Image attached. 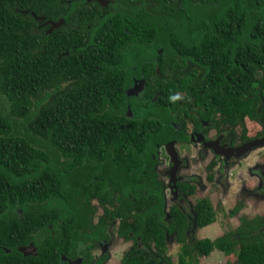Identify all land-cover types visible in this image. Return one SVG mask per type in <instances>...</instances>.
Instances as JSON below:
<instances>
[{
	"label": "trees",
	"instance_id": "16d2710c",
	"mask_svg": "<svg viewBox=\"0 0 264 264\" xmlns=\"http://www.w3.org/2000/svg\"><path fill=\"white\" fill-rule=\"evenodd\" d=\"M62 1L0 0V264H49L53 252L77 241L87 250H69V257L103 264L104 254L88 250L114 219L120 235L142 241L121 264H171L165 231L181 243L180 264H200L194 250L264 263V233L250 230L257 218L241 216L234 229L189 245L186 217L163 219L161 189L153 204V165L136 166L158 147L187 139L168 123L180 106H198L191 108L198 118L214 112L213 126L264 117V0H111L106 7L76 0L68 11ZM33 13L69 25L46 33ZM134 77L142 88L148 82L140 95L127 90ZM21 177L35 185L16 193L8 182L19 187ZM120 183L111 207L108 199L102 208L86 207L83 200L98 201ZM181 187L195 192L193 183ZM194 212L199 226L214 221L207 197L196 199ZM55 213L61 243L54 235L60 227L46 224ZM90 213L99 221L70 234V224ZM20 244L40 249L28 255Z\"/></svg>",
	"mask_w": 264,
	"mask_h": 264
},
{
	"label": "flooded vegetation",
	"instance_id": "af4514ba",
	"mask_svg": "<svg viewBox=\"0 0 264 264\" xmlns=\"http://www.w3.org/2000/svg\"><path fill=\"white\" fill-rule=\"evenodd\" d=\"M78 1V0H77ZM76 0H63L61 5H63L64 9L62 11H68L70 8L69 6L71 3H77ZM86 1H96V0H86ZM111 0H107L105 5L101 4L103 7H106ZM65 4L67 6H65ZM26 12V10H24ZM41 19L40 26L45 27V32L49 33L53 29L60 27L61 25L65 27V25H69L68 22L65 21L63 17L57 18H47L46 16L40 15ZM63 19L58 25L52 24L51 21H59ZM66 28V27H65ZM63 52V51H62ZM60 51L59 54L62 53ZM143 78V77H142ZM144 79V78H143ZM145 80V79H144ZM147 80L144 81V86L142 88L141 78L136 79L134 77L133 84L128 87L127 90L129 92H142L143 89L146 90L147 87ZM139 92L138 95L142 94ZM182 103V101H180ZM183 108V112L179 115L177 112L173 111V119L168 121L169 124L173 125L174 128H181L182 133L187 136L185 140H172L173 144L165 145L158 147L155 151V156L150 157L151 159H143L142 164L137 163L136 166L141 167L143 169V164L146 162L147 166L153 165V171L156 175V183L154 188L156 192L152 195L154 197L153 204H157L159 202V197L157 196V190H162V212H163V219L168 222L169 218L174 215V213L183 214L188 224L183 231V234L187 237V241L189 245H195L196 240L201 238L208 237L207 232H202L201 228L204 226H199L196 223L195 219V212H194V204L197 198H204L210 202L212 210L215 213L214 221L211 223H217L216 226V235L223 233L227 230H232L235 227L241 224L240 217L245 216L250 220L257 218L259 223L254 226H251V235L257 233H264V205H257L258 197L264 199V117L262 116L260 119H253L251 117L245 116L242 120L244 125L238 123L234 125H222V126H213L216 124L217 121H214L212 118L214 116V112H212L210 119L198 118L196 115L192 114L191 108H198V106L194 107L191 106H180ZM215 111V110H213ZM218 118V117H217ZM211 119L213 121H211ZM260 120V121H259ZM251 124L252 129H250L247 124ZM253 130V131H252ZM148 160H153L152 163H148ZM192 160V161H191ZM207 164V174L206 179L209 182H213V185L208 186V182L203 181L201 177H198L196 171L193 173H186L184 171L190 170L193 166L200 165L201 162ZM207 161V162H206ZM240 162H245L246 167L236 170L235 173L230 171L231 167L235 165H239ZM177 166L176 169H173ZM144 170V169H143ZM143 172V171H142ZM132 173H134V169H132ZM242 177H241V175ZM243 174H247L250 177H254L252 179L253 185L249 187L245 181L246 177ZM234 175L235 178L239 180V186L235 187L233 185V178L231 177ZM22 179L18 183L19 187L12 182H8V185L18 193L21 187H27L28 189L32 188L33 185L29 182L24 180L25 177H21ZM92 180V179H91ZM146 180V179H142ZM147 182L149 180H146ZM193 183L195 185V192L196 193V185H198L200 189V185L202 184L204 189L200 191H204V194H195L193 197V202H191L190 196H193L188 191L182 189L181 186H184V183ZM124 184L120 183L116 187L108 188L109 192L105 196H100L98 201H95L91 198L89 200H83L85 204L89 203L86 207L92 208H100V202L104 201L105 204L109 205V202L106 200H111L112 203L109 205L111 207L112 204L118 202V190H122ZM167 190L170 192V195H167ZM142 192H146V190H141ZM218 194V199L214 204L211 197L216 196ZM111 195V199L110 196ZM109 196V197H108ZM166 200L172 201L176 204L172 207L169 213L166 212ZM81 201V200H80ZM99 204V206H98ZM237 204L240 205L239 211L237 213H230L231 209H233ZM173 206V205H172ZM102 208V207H101ZM248 209L252 210L253 212H248ZM18 213H21V209L17 208ZM98 212H104L102 211ZM21 214H19V218ZM97 215V214H96ZM92 213L90 215L82 214L80 216V220L71 223L70 225L73 226V229L69 231V233H73L76 236L77 231L76 229L84 224L87 223L88 225L96 224L99 221L95 219L99 216H96ZM17 214H15V217ZM51 222H46L49 227L52 226L53 223L56 226L60 227L57 233H54L55 236L59 237V243L63 242V234L64 229L62 226L58 224L61 220V216L57 213L51 215ZM256 220V221H257ZM55 221V222H53ZM37 222V221H36ZM35 222V223H36ZM231 222V223H230ZM210 224V225H211ZM207 226V225H206ZM44 227V225H43ZM197 231V235L195 238V233ZM53 233V232H52ZM70 233V234H71ZM83 233V232H81ZM103 233H106L105 236H100L93 250L91 248L88 250L89 254L94 252V255H101L104 254L106 256V260L103 264H111L110 262L114 260V250L118 246H122L121 257L125 254L127 250L130 248L133 249L135 243L136 248L140 249L142 247V241L139 240L137 237L136 239L131 237V232L128 234L130 238H125L124 236L120 235L117 231V220H110L103 228ZM100 234H102V230H100ZM99 234V235H100ZM45 235V234H44ZM215 235V236H216ZM44 237V236H43ZM165 238L167 241V253L170 255V262L171 264H180V251H181V243L180 241L176 240L175 232L169 233L165 231ZM173 241L179 247L176 252L177 258L171 256V252H169V241ZM58 244L57 242L47 244V245H55ZM60 246V245H59ZM19 247H22L24 253L30 254H38L37 250L38 245L33 246L31 244H20ZM59 247L56 248L58 252ZM66 250L60 252L59 256L58 253L53 252L51 258H56L58 260V264H83V255H77L69 257L66 252L69 250L77 251H86L87 250V243H80L77 241V246L74 247L68 245L65 247ZM151 250H156L155 244H152L150 247ZM172 249V248H171ZM197 253V257L200 260V264H239L237 257L235 254H226L225 251L222 250H213L209 254L200 255L198 251L194 250ZM202 253V252H201ZM204 256V257H202ZM50 258V259H51ZM50 259L48 260L50 264ZM119 260V264H121ZM264 264V263H258Z\"/></svg>",
	"mask_w": 264,
	"mask_h": 264
},
{
	"label": "rangeland",
	"instance_id": "374dc122",
	"mask_svg": "<svg viewBox=\"0 0 264 264\" xmlns=\"http://www.w3.org/2000/svg\"><path fill=\"white\" fill-rule=\"evenodd\" d=\"M0 100H1V102H2V104L4 103V98H0ZM5 109H7V107L5 108ZM5 111H7V110H5ZM247 126H249L250 127V129H252V127H251V124L249 123V124H247ZM253 131V130H252ZM192 161V160H191ZM207 162V161H206ZM207 164L205 163V161L204 162H201L200 163V165H198V166H193V167H191L190 168V170H186V171H184V172H186V173H193V171H196L197 173V175H199L198 177H201L202 178V180L203 181H206V182H208V186H210V185H213V182H209V181H207V179H206V174H207V166H206ZM246 167V165H245V162H240V164L237 166V165H235L234 167H231V169H229L230 171H232L233 173H235V171L236 170H239V169H241V168H245ZM177 168V166L175 167V168H173V169H176ZM241 175V174H240ZM243 176L244 177H246V179H245V181H246V183H247V185L249 186V187H252V185H253V182H252V179H255L254 177H250V176H248L247 174H243ZM232 178H233V185H235V187H237V186H239V180L237 179V178H235L234 177V175H232L231 176ZM241 177H242V175H241ZM213 186H215V184L213 185ZM204 186L201 184L200 185V189H199V187H198V185H196V193L197 194H204V191H200L201 189H204L203 188ZM195 193V194H196ZM195 194L193 195V196H190L189 198L191 199V202H193V197H195ZM167 195H170V192L167 190ZM218 194H216V196H214V197H211V199L213 200V202H214V204H215V202H216V199H218ZM258 202H257V205H264V199L263 198H261V197H258V200H257ZM173 205V206H172ZM176 204H174L172 201H170V200H166V212L167 213H169V211H170V209L172 208V207H174ZM248 212H250V213H252L253 211L252 210H250V209H248ZM231 223V222H230ZM217 226V223L215 224V223H213V224H209V225H207V226H205V227H203V228H201V231L202 232H207L208 233V237H213V236H215L217 233H216V226ZM196 235H197V231H196V233H195V238H196ZM170 243H169V252H171L172 254H171V256H173V257H175V258H177V253H174V252H176L177 251V249H178V245L177 244H175L173 241H169ZM121 247L122 246H118L117 248H120L121 249ZM172 248V249H171ZM120 254H121V251H120ZM199 254L200 255H203V254H201L200 252H199ZM120 256L121 255H119L118 257L117 256H115L114 255V260H113V262L111 261L110 263L111 264H119V260H120ZM202 257H204V256H202ZM174 264H176V263H174Z\"/></svg>",
	"mask_w": 264,
	"mask_h": 264
},
{
	"label": "water",
	"instance_id": "95a60500",
	"mask_svg": "<svg viewBox=\"0 0 264 264\" xmlns=\"http://www.w3.org/2000/svg\"><path fill=\"white\" fill-rule=\"evenodd\" d=\"M96 1H98L99 3H101V4H103V5H105L106 3H107V0H96ZM33 15L37 18V19H41V18H43V17H41V16H36L34 13H33ZM52 22V24H53V26L55 25H58V24H60L61 22H63V19H60L59 21H55V22H53V21H51ZM130 93V92H129Z\"/></svg>",
	"mask_w": 264,
	"mask_h": 264
},
{
	"label": "clouds",
	"instance_id": "9594fccd",
	"mask_svg": "<svg viewBox=\"0 0 264 264\" xmlns=\"http://www.w3.org/2000/svg\"><path fill=\"white\" fill-rule=\"evenodd\" d=\"M177 98H178V94L177 95H172L170 97L171 100H176ZM113 254L118 257L120 255V248H116L114 250Z\"/></svg>",
	"mask_w": 264,
	"mask_h": 264
}]
</instances>
